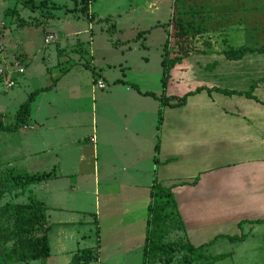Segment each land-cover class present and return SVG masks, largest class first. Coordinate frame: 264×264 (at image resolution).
I'll return each mask as SVG.
<instances>
[{
	"label": "crops",
	"instance_id": "obj_1",
	"mask_svg": "<svg viewBox=\"0 0 264 264\" xmlns=\"http://www.w3.org/2000/svg\"><path fill=\"white\" fill-rule=\"evenodd\" d=\"M76 1L72 8H66L67 14L58 18L49 15L45 24L38 25L59 33L53 50L43 51V32L40 45L36 44L37 40L31 44L27 32L20 36L22 28L28 26L26 21H30L26 19L30 15L27 12L21 17L24 22L17 21L0 34L8 53L18 49L13 56L18 57L27 72L25 79H18L17 85L24 82L33 86L34 91L49 85L38 86L46 81L48 73L58 69L59 74L49 91L35 97L27 127L0 130V173L15 172L17 176L53 171L55 174L52 179L30 187L34 190L33 196L46 208L50 256L42 262L28 264H69L72 256L82 249L91 248L95 253L90 233L96 218L85 214L87 203L84 207L78 197L95 195L103 175L110 181L104 186L110 187L111 181L119 182L118 172L126 173L129 179H143L147 173L148 188L143 191L144 195H148L152 186L151 173L155 172V178L159 174L158 181L172 188L186 230L200 245L209 242L206 236L212 235V230L222 231L227 221L237 225L245 220L263 219L264 87L254 89L252 95L256 99L204 90L188 97L183 106L164 107L159 131L154 128L153 145L143 141L146 127L142 126L140 110L123 103L121 110L113 109L114 114L109 110L99 126L93 114L88 126L87 112L78 104L89 93L90 98L96 99L94 94L99 89L93 84L95 75L106 83L107 91L100 96L112 95L117 90L112 91L107 85L109 77L111 86L123 83V79L109 70L114 65L107 64L108 69L103 72L92 61L93 24L108 15L102 18L95 0H88L87 10L82 13L80 0ZM53 8L58 10L56 4ZM54 9L50 12L54 13ZM3 15L0 9L2 18ZM208 16L211 17L207 33L209 45L202 48L205 52L197 49L186 58L193 63L192 74L199 79L206 76L208 80L196 83L194 79L195 87L248 91L255 81L264 78V53L248 52L240 60H229L221 53L240 48L264 50V0H210ZM88 17L93 21H88ZM73 50H81L83 59L71 66L69 59L77 56ZM211 65V69H205ZM81 67H89L90 86L82 78L86 74ZM125 91L131 93V90ZM122 94L119 91V96ZM67 103L75 108H63ZM0 121L9 125L2 117ZM117 158L123 162L116 165ZM138 162L145 165L153 162L155 169L140 167ZM196 178V183L191 184ZM111 186L117 185L111 183ZM122 193L123 189L118 190V194ZM185 193L189 195L182 197ZM247 225L251 229L247 239L254 237L258 229H264V225L244 223L242 226Z\"/></svg>",
	"mask_w": 264,
	"mask_h": 264
},
{
	"label": "rangeland",
	"instance_id": "obj_2",
	"mask_svg": "<svg viewBox=\"0 0 264 264\" xmlns=\"http://www.w3.org/2000/svg\"><path fill=\"white\" fill-rule=\"evenodd\" d=\"M28 0H0V9L3 10V22L4 26L1 27L0 34L3 29L6 30L10 25L17 24V20L13 19L15 7L18 11H24L21 13V17H24L28 13L30 14L26 19L28 26L22 28L23 33H28L32 40H37L36 44H41V34L46 30L45 24L49 15L58 18L62 17L65 13L66 8H72L74 0H47L42 6L43 0H35L34 9H30L27 6ZM81 1L78 3L79 8L82 7ZM99 4V14L103 17L107 16L103 20H98L93 24V41H92V56L93 65L96 68L104 70L108 69V65H114V68H110L111 72L118 75L120 79H123V83L119 85H112V81L109 77L107 85H109L112 91L115 89L116 92H112L106 95L107 90L96 91V99L90 98V93L82 97V103L78 106L85 108L89 119V125L91 126V118L94 116L97 118V125L99 126L103 116L108 114L110 110L114 114L113 109L119 108L120 110L125 104L127 107H131L135 110H140L142 114V126L146 127L143 135L145 136L144 142H151L153 145L154 128L158 124V113L160 111V102L155 99L154 95H161L162 88V65L161 61L164 53V42L167 37H170L171 23L183 26L186 30L188 38L193 42L194 46L199 52H205V49L209 45L208 42V31L211 17L208 16V5L210 0H95ZM183 1V5H181ZM75 2H77L75 0ZM153 5H151V3ZM57 6L58 10L53 8V5ZM89 4V2H88ZM136 6V10L131 12L133 7ZM26 9V10H25ZM51 9L55 10L54 13L50 12ZM14 11V12H13ZM38 14V15H33ZM39 16V18H37ZM10 17V18H9ZM88 21H93L90 17ZM24 22V20H22ZM36 25V26H35ZM1 26V25H0ZM14 26V25H13ZM12 28V26H11ZM57 33V32H54ZM59 35V33H57ZM44 37V36H43ZM169 39V38H168ZM22 44V40L19 41ZM44 47V45H43ZM53 50V46L49 48L44 47L43 51ZM203 50V51H201ZM77 52V56L70 60V65H77L75 61H81L83 57L82 51L73 50ZM10 56L18 53V49L15 48ZM63 56L60 58L62 59ZM84 61V60H83ZM186 61L189 71L188 85L195 88L193 80L198 83H206L207 77L201 76L200 79L192 74L193 66L190 61ZM86 66V64H84ZM84 69L82 77L85 78V84L90 86L89 78V67H81ZM112 74V73H111ZM123 74V76H122ZM58 69L53 70L52 73H48L46 81L38 83V86H44L52 83L57 79ZM27 76V72L22 79ZM95 75L94 78H96ZM52 79V81L50 80ZM102 79V78H100ZM186 80V78H184ZM103 80V79H102ZM24 81V80H23ZM106 85L105 81H103ZM110 83V84H109ZM14 89H7L4 83L1 82L0 89V117L4 121L14 123V115L19 106L26 101L27 95L33 91V86H27V84L20 83L16 85ZM200 87V86H198ZM115 88V89H114ZM16 90H20L17 93ZM125 90H131L128 93ZM119 91L123 93L119 96ZM6 92V93H5ZM135 93V95H132ZM147 94L144 95V94ZM16 94V96H15ZM123 103V104H122ZM72 103H67L63 108H75ZM163 110V109H162ZM121 111L118 113V118L121 116ZM163 115V113H162ZM115 117V115H113ZM109 117V116H108ZM116 118V117H115ZM150 118V119H149ZM116 122V120L114 121ZM122 122V121H121ZM96 123V121H95ZM123 124L125 123L122 122ZM121 123V124H122ZM152 126V128H151ZM150 127V128H148ZM159 131V129L157 128ZM157 141V140H156ZM153 148L150 150L152 151ZM147 154V153H145ZM117 164L123 162V160L117 158ZM157 160V159H155ZM138 166L145 169H155L152 163L144 164L137 163ZM118 172V171H117ZM125 172V169L123 170ZM10 173V172H9ZM13 174V175H12ZM7 174L0 173V190L4 191L0 199V206L6 203L13 204H26L29 203V199L34 197L33 189L27 190H15L10 187L12 178L15 177L16 173ZM150 174V173H149ZM152 182L155 178V172L151 173ZM157 175V174H156ZM119 182L111 183L117 186H104L107 181L105 175L101 178V183L95 195L90 196H79L84 207L86 206L85 214L96 218V225L91 227V241L95 249L93 255L94 264H143V247L145 238V227L146 219L148 218V205L150 203L149 193L143 194L148 186V177L145 173L143 179L137 177L126 178V173L121 174L118 172ZM159 174L155 180L159 182ZM122 181V182H121ZM110 182V181H109ZM129 190L127 192L126 189ZM123 189L122 194H118V190ZM151 186L149 188V191ZM142 192V193H141ZM189 194L185 193L182 197H187ZM174 200H175V195ZM176 202V200H175ZM235 215V214H234ZM182 219V216H180ZM183 221V219H182ZM254 221V220H251ZM248 223V221H244ZM184 223V222H183ZM200 223V222H198ZM37 224V223H36ZM34 224L31 231H23V234L29 238H35L45 232L46 224L36 225ZM238 225V224H237ZM235 225L229 224V221L223 225L222 231L212 230V235L206 236V241L213 240L215 242L212 246L205 247V252L210 256L226 255V259L215 262L214 264H264V229H258L255 231L254 237L247 239L243 243H231L228 241L226 236L240 235L241 231L248 234L251 230L249 226H245L241 229ZM98 230V235L95 236V230ZM186 229V227H185ZM22 234L21 230H17L10 220L8 223L6 220L3 221V227L0 230V264L2 263L1 255L5 248L10 247L11 241L14 240L17 235ZM254 231L252 232V234ZM188 230L185 233L173 234L170 239H186L191 244L198 246V240H195L193 236L189 235ZM42 262V261H41ZM91 263V262H90ZM23 264V263H20ZM147 264H165L161 261H149ZM170 264H181L180 255L176 254Z\"/></svg>",
	"mask_w": 264,
	"mask_h": 264
},
{
	"label": "trees",
	"instance_id": "obj_3",
	"mask_svg": "<svg viewBox=\"0 0 264 264\" xmlns=\"http://www.w3.org/2000/svg\"><path fill=\"white\" fill-rule=\"evenodd\" d=\"M46 0H43V4ZM48 2V0H47ZM82 7L79 11L85 13L88 7V0L81 1ZM30 9H34L35 0H28L27 6ZM44 7V6H43ZM15 10V9H14ZM26 10V9H25ZM22 11V10H21ZM14 12V11H13ZM17 17V21L21 22V15L14 13ZM171 33L169 39L164 44V53L161 61L162 65V88L163 91L159 97L152 94L155 99L160 102V111L158 113L159 129L162 120V109L164 107H180L186 103L188 97L200 93L201 91L207 92H219L224 95H243L251 99H256L252 92L258 86L264 87V78L255 81L250 89L246 92L229 91L219 88H209L205 86L191 87L188 85V75L186 73L188 66L186 65V58L189 54L197 52L193 42L188 38L186 30L183 26L171 23ZM248 52L264 53L263 49H230L222 52L229 60H240ZM213 66H207L205 69L209 70ZM186 78V80L184 79ZM57 82L54 79L51 84L46 87L36 89L29 93L26 101L22 103L15 113L14 123L9 125H3L0 121V130L16 131L26 126L29 122L31 104L35 97L45 91H49ZM144 95L147 96L145 93ZM157 151V146H155ZM155 163L157 162L154 159ZM55 176L54 172H41L35 174L23 173L12 178L10 187L15 190H27L32 185H38L46 182ZM197 178L191 183H196ZM184 184V183H181ZM4 194L3 190H0V199ZM150 203L148 205V218L146 219L145 238L143 247V264H147L149 261H161L165 264H170L176 254L180 255L181 264H214L215 262L222 261L228 256L216 255L210 256L205 252V247L212 246L215 242V237L208 243L195 246L186 239L171 240L170 237L176 233H185V225L178 213L177 205L174 200L171 187H165L156 180L153 181L150 192ZM44 204L32 197L29 199V203L26 204H13L6 203L0 206V230L3 227V221L7 223L13 220L15 228L21 230L22 234L16 236L11 241V245L5 248L2 253V260L4 264H28L31 261H44L50 256V248L47 237V229L40 236L35 238H29L23 231H31L34 224L41 225L46 224ZM244 221L238 223L239 229L242 228ZM251 225H264V218L254 221H248ZM95 234L98 235V230H95ZM249 234L241 231L240 235L226 236L231 243L244 242ZM94 252L91 248H85L75 253L69 264H89L93 260Z\"/></svg>",
	"mask_w": 264,
	"mask_h": 264
},
{
	"label": "built area",
	"instance_id": "obj_4",
	"mask_svg": "<svg viewBox=\"0 0 264 264\" xmlns=\"http://www.w3.org/2000/svg\"><path fill=\"white\" fill-rule=\"evenodd\" d=\"M0 25L1 30V27L4 26V23L2 22ZM54 32L55 31L52 30L45 31L43 37L44 47L49 48L58 42L59 35ZM1 39L2 38L0 37V81L4 83L7 89H12L17 85L18 79L25 74V68L18 57L9 55L7 49L1 42ZM93 84L94 87L99 90L106 88V85L100 78H94Z\"/></svg>",
	"mask_w": 264,
	"mask_h": 264
},
{
	"label": "flooded vegetation",
	"instance_id": "obj_5",
	"mask_svg": "<svg viewBox=\"0 0 264 264\" xmlns=\"http://www.w3.org/2000/svg\"><path fill=\"white\" fill-rule=\"evenodd\" d=\"M3 253V252H2ZM1 259H2V255H1ZM2 263L4 264L3 260H2ZM20 264V263H19Z\"/></svg>",
	"mask_w": 264,
	"mask_h": 264
}]
</instances>
